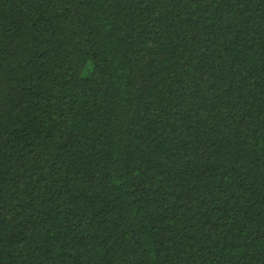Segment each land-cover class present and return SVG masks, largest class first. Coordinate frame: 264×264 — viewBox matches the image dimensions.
Wrapping results in <instances>:
<instances>
[{
    "label": "trees",
    "instance_id": "16d2710c",
    "mask_svg": "<svg viewBox=\"0 0 264 264\" xmlns=\"http://www.w3.org/2000/svg\"><path fill=\"white\" fill-rule=\"evenodd\" d=\"M0 264H264V0H0Z\"/></svg>",
    "mask_w": 264,
    "mask_h": 264
}]
</instances>
